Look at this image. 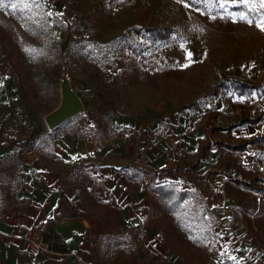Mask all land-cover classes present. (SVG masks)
Wrapping results in <instances>:
<instances>
[{"label": "rangeland", "instance_id": "rangeland-1", "mask_svg": "<svg viewBox=\"0 0 264 264\" xmlns=\"http://www.w3.org/2000/svg\"><path fill=\"white\" fill-rule=\"evenodd\" d=\"M262 21V0H2L0 148L37 132L34 144L41 140L46 116L61 104L65 79L84 112L60 133L91 136L99 126L108 144L130 147L124 164L170 170L191 164L212 125L239 135L222 131L211 139L254 142L256 129L237 125L241 117H264V93L256 87L264 82V30L257 26ZM233 80L255 87L239 95ZM22 154L0 159V206L24 184ZM167 177L177 189L188 186ZM192 183L196 192L186 207L204 216L202 225L221 234L218 227L244 226L243 214L222 221L218 211H207L201 198V192L208 194L206 184ZM263 194L236 195L248 211L260 209L243 242L258 248L264 247ZM102 214H94L97 224ZM113 234L135 236L124 228ZM110 238H97L95 264H118L137 250L133 244L117 251ZM209 238L213 251L224 235ZM188 264L208 263L199 258Z\"/></svg>", "mask_w": 264, "mask_h": 264}, {"label": "crops", "instance_id": "crops-1", "mask_svg": "<svg viewBox=\"0 0 264 264\" xmlns=\"http://www.w3.org/2000/svg\"><path fill=\"white\" fill-rule=\"evenodd\" d=\"M257 116H261L257 124L240 125L241 119ZM63 125L53 132H44L41 140L22 154L24 184L8 204L0 206V264H95L93 253L97 238L102 234L112 237L117 251L136 246V252L121 258L118 264H188L199 258L206 259L208 264H264V247L243 243L252 224L250 219L260 213V209L251 212L244 203L236 201L237 193L264 192L262 114L241 117L238 121V130L256 129L254 142L241 138L237 142L211 139L213 134L222 131L234 137L239 135L231 131L232 127L224 129L212 125L204 132V142L198 145L195 160L173 170L124 164L130 156L129 146L124 147L122 142L118 146L111 145L106 140L95 142L89 135L60 133ZM211 128L219 130L210 134ZM216 141L234 145L243 142L247 146L245 151L235 152L224 147L219 149L214 144ZM12 143L0 148V159L20 152L19 146H10ZM206 145L209 150L201 157L199 149ZM136 168L167 170L157 176L156 186L169 185L177 189L174 184L177 182L167 177L171 175L186 182L188 186L177 190L189 192L183 205L198 218L194 234L205 240V251L189 257L185 251L168 244L167 233L150 214L151 204L146 197L148 181L140 183L133 177ZM185 174L195 177L190 179ZM194 179L206 184L208 194L201 192V198L205 200L207 211H218L222 221L243 214L244 226L218 227L221 234L202 225L204 216L186 207V202L196 192ZM261 197L264 198V194L259 195V201ZM99 209L103 213L102 223L97 224L94 214ZM107 225L108 233L103 228ZM115 228H124L135 236L116 238ZM212 235H224V238L218 239L213 251H208ZM197 249L191 247V250Z\"/></svg>", "mask_w": 264, "mask_h": 264}, {"label": "trees", "instance_id": "trees-1", "mask_svg": "<svg viewBox=\"0 0 264 264\" xmlns=\"http://www.w3.org/2000/svg\"><path fill=\"white\" fill-rule=\"evenodd\" d=\"M67 44L63 45V49ZM233 89L238 92L239 95L250 94L255 86H248L245 83L238 81H231ZM262 87V92L264 93V82L262 85L256 86ZM183 108L180 107L177 111H181ZM199 108H195L197 111ZM261 121V116L255 118H243L240 120V125L244 126L247 124H257ZM219 130V128H211L209 133H214ZM101 131L99 126H95L94 134L89 135L93 141H102L100 137ZM39 133H33L26 141L20 142L18 144L12 143L10 146H19L20 152H25L33 146V143ZM87 135V134H79ZM263 140H264V130H263ZM219 149L224 147L227 150L235 152H243L246 150V143H238L236 145L230 144L226 141H216L214 143ZM209 150V145L203 146L199 149V155L202 157ZM167 172V170H146L143 168H136L133 177L137 178L141 183L143 180H147L148 184L146 186V197L149 198L151 208L150 214L153 220L159 224L161 228L165 230L168 237V244L177 247L180 251H185L189 257L195 256L199 251H205V240L201 236H196L194 232L197 230L196 224L198 218L193 214L187 212L183 203L185 199L189 196V192L180 191L172 186H156L155 180L157 176L161 173ZM237 184H242L246 187L250 185L242 182L235 181ZM195 230V231H194ZM198 247L197 250H191V247Z\"/></svg>", "mask_w": 264, "mask_h": 264}, {"label": "water", "instance_id": "water-1", "mask_svg": "<svg viewBox=\"0 0 264 264\" xmlns=\"http://www.w3.org/2000/svg\"><path fill=\"white\" fill-rule=\"evenodd\" d=\"M61 87V104L45 118L49 132L55 131L71 118L84 112V104L80 97L71 89L69 81L65 79Z\"/></svg>", "mask_w": 264, "mask_h": 264}, {"label": "snow or ice", "instance_id": "snow-or-ice-1", "mask_svg": "<svg viewBox=\"0 0 264 264\" xmlns=\"http://www.w3.org/2000/svg\"><path fill=\"white\" fill-rule=\"evenodd\" d=\"M0 2H2V0H0ZM262 3H264V0H262ZM241 19H244V17H241ZM249 23H251V21H249ZM258 27L261 28V30H264V21H262L260 24L257 25Z\"/></svg>", "mask_w": 264, "mask_h": 264}]
</instances>
